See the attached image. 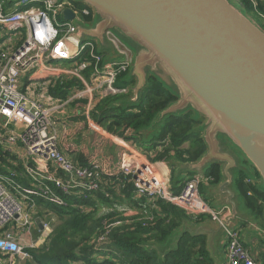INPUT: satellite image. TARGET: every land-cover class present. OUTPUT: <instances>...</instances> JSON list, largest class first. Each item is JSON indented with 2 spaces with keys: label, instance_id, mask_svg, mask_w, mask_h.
I'll return each instance as SVG.
<instances>
[{
  "label": "built area",
  "instance_id": "1",
  "mask_svg": "<svg viewBox=\"0 0 264 264\" xmlns=\"http://www.w3.org/2000/svg\"><path fill=\"white\" fill-rule=\"evenodd\" d=\"M250 2L256 10L259 8L258 0ZM67 10L76 19H93L91 8L76 0L0 2V150L17 157L14 165L18 161L24 164L23 175L30 184L18 183L22 175L15 170L0 175V264L34 262L28 249H37L42 237L33 241L28 236L38 229L46 234L55 221L52 213L39 216L38 200L67 207L66 196L87 200L113 183L104 181L99 164L78 165L59 149L62 124L58 120L67 117L69 105L75 100L87 102L83 113L90 131L123 148L121 174L133 184V199L147 201L139 205L141 208L147 204L155 207L157 201H163L193 219L207 216L216 223L227 213L225 208H211L202 199L200 186L207 182L206 177L195 175L180 194H174L170 178L157 173L148 154L109 134L91 119L90 112L97 101L129 93V89H120L116 84L122 74L130 71L134 58L109 30L106 38L123 56L119 60L107 61L96 41L76 40L73 21L64 19ZM59 62L67 67H55ZM66 78L77 79L82 88H74L67 100L48 95L59 79ZM123 189L125 184L121 183L117 190ZM105 195L109 197L108 193ZM118 211L130 214L135 210L120 205ZM224 231V264H264L244 246L241 231L235 225ZM107 235L108 232L98 239L99 247L108 244Z\"/></svg>",
  "mask_w": 264,
  "mask_h": 264
},
{
  "label": "trees",
  "instance_id": "2",
  "mask_svg": "<svg viewBox=\"0 0 264 264\" xmlns=\"http://www.w3.org/2000/svg\"><path fill=\"white\" fill-rule=\"evenodd\" d=\"M234 1L250 18L264 27V0H258L257 10L250 0ZM89 22H92L91 18ZM61 80L50 88L51 94L61 100H67L74 88H82L77 79ZM135 84L136 80L129 77V72L122 74L116 87L129 89V93L97 101L90 112L91 119L109 134L136 145L146 154L156 152L154 159L149 155L152 162H197L207 151L203 140L205 117L193 109L169 114L156 130L160 114L177 103L179 95L159 77L149 75L147 86L139 100L133 103L131 98ZM86 104L85 100L73 101L69 105L71 111L67 117L58 120L62 124L59 149L78 165L89 167L99 164L105 175L104 181L113 183L107 184L104 191H99L94 198L87 200L66 196L67 207L38 200L39 216L52 213L56 221L53 229L44 234L40 246L28 249L34 260L28 264H216L207 248L205 234L185 232L174 247L163 250L155 248V245L163 246L181 223V220H177L178 213L193 218L163 201H157L155 207L151 204H147L146 208L139 206L147 201L133 199V184L129 180L125 181L121 174L123 148L111 139L90 131L83 113ZM186 143L190 144L188 149L183 148ZM14 161H17L16 156L4 154L0 150V175H9L15 170L22 175L17 182L29 186V180L23 175L24 164L18 161L14 165ZM254 171L256 177L261 179L259 173ZM206 175L214 184L220 182L217 166L207 171ZM193 177L190 173L181 179L174 172L170 178L174 194H180L184 184ZM247 179L248 173L242 172L236 179L235 188L244 205L257 209V215L263 217L264 190L248 185ZM121 183L125 184V189L118 191ZM107 193L109 197H106ZM120 205L135 211L130 214L118 211ZM104 207L112 211L102 214L101 209ZM137 211L140 212L135 214ZM107 232L108 244L99 247L98 239Z\"/></svg>",
  "mask_w": 264,
  "mask_h": 264
},
{
  "label": "water",
  "instance_id": "3",
  "mask_svg": "<svg viewBox=\"0 0 264 264\" xmlns=\"http://www.w3.org/2000/svg\"><path fill=\"white\" fill-rule=\"evenodd\" d=\"M76 1L93 11L88 24H81L72 11L64 12V19L73 21L76 40H93L106 48V31L115 29L137 47L129 71L136 80L133 103L149 75L177 91L178 102L160 114L156 125L166 115L189 109L205 117L206 153L197 162L177 165L187 173L219 168L220 182L208 190L214 205L227 210L218 225L224 231L237 220L254 224L239 213L240 195L234 187L236 176L249 173L248 166L264 185V30L230 0ZM122 57L113 45L112 60ZM200 230L210 235L209 247L215 252L217 232L210 226ZM185 232L200 234L184 230L175 239Z\"/></svg>",
  "mask_w": 264,
  "mask_h": 264
},
{
  "label": "crops",
  "instance_id": "4",
  "mask_svg": "<svg viewBox=\"0 0 264 264\" xmlns=\"http://www.w3.org/2000/svg\"><path fill=\"white\" fill-rule=\"evenodd\" d=\"M52 97H56V96H52ZM70 109V108H69ZM183 148L188 149L189 148V143L188 146H186V144L183 146ZM151 154L150 157L151 158H155L156 157V152H150ZM148 155V156H149ZM155 170L157 171L158 174L162 175L163 177H167V178H171L172 174L175 172L176 176H178L181 179H185L186 176H188L190 173L187 172H180L179 171V166L178 161H169V160H162V161H156L153 162ZM248 172H249V177L246 180V183L248 185H253L258 187L259 189H261L260 187V183H262V179H259L256 177L255 173H254V168L251 166H248ZM207 172L204 171H199V172H193V176L195 175H202L204 177H206L208 180L207 182L202 183V185L200 186V190L201 187H206L207 191L210 190L212 187L215 186V184L212 182V179L209 178L206 175ZM250 175L252 177H250ZM238 176H236L237 178ZM222 181V179H221ZM250 181V182H248ZM235 188V187H234ZM236 190V189H235ZM263 190V189H261ZM237 193H239L237 191ZM240 194H238L239 196ZM203 200L213 209L215 210H220V209H224L223 207H217L214 205V198H211V202H208L203 195H201ZM239 202L241 204V207H245L241 196L239 197ZM140 211H137L135 214L139 213ZM178 218L177 220H181V223L174 229L173 233L171 234V236L168 238V240L166 241V243L163 246H158L155 245L157 249L159 250H163L165 248L169 249L171 247H174L175 244L177 243V240L175 239L176 235L179 236L184 230H189L191 232H197L200 234H205L207 236V248L211 254V256L213 257V259L215 260L216 264H224L225 259H226V255H225V233H224V238L220 239V241H216V250L215 252H212L210 247H209V242H210V235L204 233L203 231L200 230L201 227H207L208 226V222H213L209 217L207 216H203V218H198L197 220L194 219H190L188 218L186 215L184 216L182 213H178ZM215 223V222H213ZM258 229V225L256 223L249 225L248 228H245L243 231H241V239L242 242L244 243L245 247L248 248L251 253L254 255V257H256V259H259L261 261H263L264 258V234L260 235V236H255V230ZM254 229V232L252 231ZM35 233H38L39 237L44 236V233L42 234L41 230H36ZM218 238V237H217ZM217 240V239H216ZM43 242V241H42ZM40 242V243H42ZM215 246V242L213 243L212 247ZM264 262V261H263Z\"/></svg>",
  "mask_w": 264,
  "mask_h": 264
},
{
  "label": "rangeland",
  "instance_id": "5",
  "mask_svg": "<svg viewBox=\"0 0 264 264\" xmlns=\"http://www.w3.org/2000/svg\"><path fill=\"white\" fill-rule=\"evenodd\" d=\"M230 2L235 5L237 8H239L245 15H248L246 13V11L241 7L239 6L234 0H230ZM249 16V15H248ZM59 21H61V19L59 18ZM97 22V21H96ZM256 22V21H255ZM90 22H87V21H82L81 24H88ZM95 24V23H93ZM256 24L261 27L263 30H264V27L261 26V24L257 23ZM112 35L120 42L122 43L126 48H128L133 55L137 54L138 53V49L137 47L131 43L123 34H121L118 30H115V29H111L110 30ZM112 43L106 39V48H102V47H98V50L102 53H104L105 57L107 59H110L112 60ZM135 53V54H134ZM119 58V57H118ZM55 67H67V64L64 63V62H59V63H55L54 64ZM49 89V88H48ZM48 92V91H47ZM48 95H52L51 92H50V89H49V92H48ZM158 127H160V125H158L156 127V130L158 129ZM107 138V137H106ZM190 145V144H189ZM186 146H188V143H186ZM151 154V153H150ZM255 173V171H254ZM248 177H249V173H248ZM250 177H252L250 175ZM260 179V178H259ZM260 187L261 189L264 190V185H263V182L260 183ZM200 195H203V197L208 201V202H211V198L208 194V191H207V188L206 187H201V190H200ZM202 197V196H201ZM203 199V198H202ZM118 206V205H117ZM102 212H106L108 211V208L104 207L101 209ZM239 213H246L248 216H247V219L248 220H254V223H256L258 225V229L255 230V233L256 235L255 236H260L262 234H264V215L263 217L262 216H258L257 213H258V210L257 209H252V208H249V207H241L240 210H239ZM54 220L56 221V216H54ZM54 222H52V226L54 225ZM250 225V223L248 222H244L242 220H237V222L235 223V228L236 229H239L241 231H243L245 228H248ZM208 226L212 227L213 230H215L217 232L216 234V238L217 240L216 241H220V239L224 238V231L222 230V228L218 225V223H213V222H208ZM254 232V229L252 230ZM38 233H35V231L33 230L31 232V237L28 236V239L32 240L33 241H37L38 240ZM44 240V236L43 238L40 239V242H42Z\"/></svg>",
  "mask_w": 264,
  "mask_h": 264
}]
</instances>
